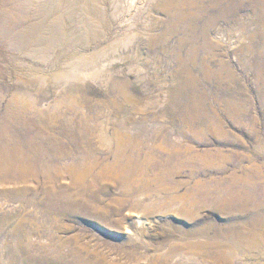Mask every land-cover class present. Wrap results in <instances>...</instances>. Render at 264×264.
<instances>
[{"label": "rangeland", "instance_id": "rangeland-1", "mask_svg": "<svg viewBox=\"0 0 264 264\" xmlns=\"http://www.w3.org/2000/svg\"><path fill=\"white\" fill-rule=\"evenodd\" d=\"M34 2L0 9L15 17ZM243 2L235 13L225 1L153 0L144 43L108 50L130 57L82 81L57 80L56 66L0 37V125L28 135L57 173L0 183V264H264V210L247 222L250 208L222 198L238 181L264 203V0ZM91 17L79 32L88 51L109 32Z\"/></svg>", "mask_w": 264, "mask_h": 264}, {"label": "bare ground", "instance_id": "bare-ground-1", "mask_svg": "<svg viewBox=\"0 0 264 264\" xmlns=\"http://www.w3.org/2000/svg\"><path fill=\"white\" fill-rule=\"evenodd\" d=\"M98 1L99 3L97 4L96 2ZM152 1L153 0H36V2L31 4L32 7L15 17L13 14H10L9 10L0 9V37L10 46L23 50V52H29L28 54L31 57L43 62L44 65H49L50 68L52 65L56 66L57 70L54 75L57 80L64 77L68 78L67 75L70 76V74L73 73L76 81H82L87 77L93 78L105 72L103 69H106V67L111 65L115 60L119 59L125 61L130 57L127 52H117V54L112 56L108 50L112 49L116 52V50L121 47L122 42L128 40L130 41L129 48L144 43V41L139 40L137 35L140 34L139 32L142 27H140V20L147 16L146 11L147 9L149 10V5ZM183 1L184 0H171V3L167 4V7H178ZM224 1L228 3L227 6L230 7L229 9L237 13L239 8L243 6V1L246 0H214V3L219 4ZM3 7L5 9L8 8L7 5ZM93 13H98L103 23L109 20V24L107 23L109 32H106L102 38L97 39L92 46L93 50L88 51L90 44L89 42H85V44L83 43L80 45L79 32L82 30L81 28H89V30H91L90 19ZM93 38L96 39L97 37L94 36ZM56 48L61 49V53L58 54L55 59L49 58ZM137 52L139 51L137 50ZM139 60L143 61L144 59L132 58L134 62ZM69 65L71 68L67 69ZM43 73H46V70ZM256 73L258 80L264 82L262 77L263 73L259 67L256 68ZM43 75L44 78H46V74ZM246 114V110H243V115ZM5 118L11 119V121L15 120L11 112L10 114L8 112ZM12 129L13 128L7 123L0 125V183L9 186H19L23 182L37 179L39 174H47L51 179L53 178V180L56 181V169L53 167L46 168L45 164L53 158L48 159V156L45 155L47 153L44 149H41L45 154L42 153L39 147L38 151L30 150L27 143L29 138L28 135L19 136V134L13 133ZM33 140L30 139L29 142L32 143ZM24 143L27 144V147ZM50 155L51 154H49V156ZM248 182H250L249 179ZM77 183L78 186H76V188L82 186L80 178ZM235 183L236 184L232 182L230 187L224 191L225 193L222 198L227 201L231 199L232 203L238 209L243 210L245 214L250 208V212H248L250 216L247 222L256 224L260 216L257 211L259 209L261 211L264 210V203L258 204V209L253 207L254 203L251 196L248 194L247 188L238 181ZM13 190L22 191V189L19 188L3 189L2 191ZM50 193L56 197H66V195H64L65 193H57L55 191H51ZM55 200L60 202L57 198ZM260 220H264V213ZM228 229L233 235L231 225H229ZM218 234L227 237L228 230L220 231Z\"/></svg>", "mask_w": 264, "mask_h": 264}]
</instances>
